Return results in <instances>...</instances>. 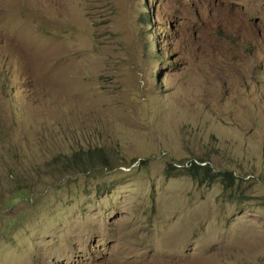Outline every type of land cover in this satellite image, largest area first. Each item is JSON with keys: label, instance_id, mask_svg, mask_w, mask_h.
<instances>
[{"label": "rangeland", "instance_id": "rangeland-1", "mask_svg": "<svg viewBox=\"0 0 264 264\" xmlns=\"http://www.w3.org/2000/svg\"><path fill=\"white\" fill-rule=\"evenodd\" d=\"M0 264H264V0H0Z\"/></svg>", "mask_w": 264, "mask_h": 264}, {"label": "trees", "instance_id": "trees-1", "mask_svg": "<svg viewBox=\"0 0 264 264\" xmlns=\"http://www.w3.org/2000/svg\"><path fill=\"white\" fill-rule=\"evenodd\" d=\"M88 158L85 160L84 154L85 153H75L74 156L70 159V163H73L75 166H80L84 171H88L91 168L95 167L97 164L101 165H108L110 163L108 155L104 152L102 148H91L88 151ZM86 163H91V165H87ZM203 163V164H202ZM68 166V165H67ZM187 172L193 177L198 178V183H206L210 184L213 180H215L218 176L224 175L222 181H226L229 179V183H225L226 186L231 185L234 177L231 172H218L212 173L211 167L207 162L203 159H199L198 162L191 161L190 165L185 167ZM201 173V177L199 178V174Z\"/></svg>", "mask_w": 264, "mask_h": 264}]
</instances>
